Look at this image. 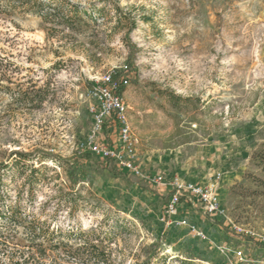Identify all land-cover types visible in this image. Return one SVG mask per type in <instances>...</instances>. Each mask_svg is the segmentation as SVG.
Instances as JSON below:
<instances>
[{
  "label": "rangeland",
  "instance_id": "rangeland-1",
  "mask_svg": "<svg viewBox=\"0 0 264 264\" xmlns=\"http://www.w3.org/2000/svg\"><path fill=\"white\" fill-rule=\"evenodd\" d=\"M44 2L47 22L34 12L0 10V162L9 163L0 172V264H74L58 243L70 250L93 234L111 238L91 239L111 264H137L158 243L165 264H182L190 240L212 255L210 263L196 264H229L233 257L221 245L241 246L251 259L262 256L258 243L232 234L222 218L184 207L189 219L206 225V240L166 223V192L114 162L107 166L114 165L118 177L92 165L89 182L72 189L63 167L43 152L68 158L84 149L93 126L90 88L131 61L121 95L143 175L176 174L206 184L220 171L218 195L227 216L244 229L264 231V186L252 175L264 176L249 161L264 140V0ZM113 2L135 19L128 34ZM117 129L109 133L113 142ZM13 150L33 158L9 156ZM145 184L158 195L141 189ZM15 206L53 231L52 239L35 242L42 255L35 244L28 248L27 221L12 224Z\"/></svg>",
  "mask_w": 264,
  "mask_h": 264
},
{
  "label": "built area",
  "instance_id": "built-area-1",
  "mask_svg": "<svg viewBox=\"0 0 264 264\" xmlns=\"http://www.w3.org/2000/svg\"><path fill=\"white\" fill-rule=\"evenodd\" d=\"M124 83L127 84V81H124ZM115 89L116 83L112 81L111 73L100 77L97 83L90 88L89 97L93 102H91L89 110L92 113L93 126L90 136L84 143H81V147L88 149L95 155L112 159L119 168L137 177L149 179L158 186L169 187L170 192L164 204L162 219H165L166 223L170 225L185 229L192 238L206 240L209 233L206 231V225L203 226L199 221L196 222L185 215L184 207L190 208L192 213L206 215L210 220H220L222 218L230 232L235 233L236 236L242 237L244 235L262 247V256L251 259L241 246H218L227 258H229V255L233 257V260L229 258V264H264V231L255 232L244 229L234 224L227 216L222 200L218 195V188L222 181L220 171L215 172L206 184L188 181L176 174L168 177L157 174L151 178L143 175V170L137 158L139 141L128 123V107L124 103L122 95L117 94ZM112 113L116 115L118 137L111 146L104 142L97 144L95 142L97 139L96 134L100 131L104 119Z\"/></svg>",
  "mask_w": 264,
  "mask_h": 264
},
{
  "label": "trees",
  "instance_id": "trees-1",
  "mask_svg": "<svg viewBox=\"0 0 264 264\" xmlns=\"http://www.w3.org/2000/svg\"><path fill=\"white\" fill-rule=\"evenodd\" d=\"M17 3H14L13 0H0V10H3L5 13H12L16 9L23 10L24 12H34L38 14L44 21H48V11H43V7L45 6V0H17ZM114 10L119 14V18L123 19L125 21V29L127 34L135 29L136 22L135 19L131 16V14L124 12L120 9L117 3L113 2ZM62 9L61 7L59 8ZM68 17L66 15H63L62 19H67ZM132 64L131 61H127L125 64V68H118L113 70V74L111 75L112 81L116 83V89L115 92L117 94H121L126 84L124 81H129V72L131 70ZM30 98V99H29ZM25 97L27 100H32V97ZM44 97H41L39 100L41 101ZM178 99L180 97H177ZM87 113L92 116V113L87 109ZM118 127V123L116 120V115L112 113L109 117L105 118L101 129L98 132L100 136H103V142H105L107 145L111 146L113 144V139H110L109 133L112 129H115ZM84 138H81V141L83 142ZM248 141L250 143H253V140L248 138ZM15 155L22 161H30L33 158L32 153L30 152H23L18 150H13L9 153V156ZM43 158H48L55 160L61 167H63L66 177L68 178L69 185L72 189H74L77 186H80L83 183H88L90 179V167L92 165H95L97 168H101L104 170H108V172L113 177L119 176V170L113 165L112 167H108V162H113L110 158H103L100 155H94L91 151L88 149H82L79 151L74 152L73 155H71L68 158H62L58 155H55L51 152H43ZM250 163L256 167L264 176V140L258 144H255V146L252 148L249 158ZM9 166L8 161H1L0 162V172L3 168H6ZM31 172L35 171V168H32L30 170ZM128 171L125 170V173ZM252 181L257 184L258 186H264V179L261 177H258L256 175H252ZM238 187H242L243 185H237ZM141 189L144 191L149 190L153 194H157L155 189L151 188L149 185H143L141 186ZM18 206H15L11 211V220L13 225H21L24 223V221H27L26 229L30 233V240L31 245H28V248L31 249V247L35 246L36 254L42 255V253H45V249L42 247L41 244L35 243L36 240H39L40 238L49 240L54 237L53 231H49L48 227L41 228V225L43 223H40L38 221L34 220H27V216L24 213L17 211ZM1 226V225H0ZM3 231L0 229V236H2ZM50 232V233H49ZM55 232V231H54ZM94 231H92L93 234ZM235 235V233L231 232ZM93 237L91 239L102 241L107 240L110 241L111 238H104L101 236H97L93 234ZM244 237V235L242 236ZM246 237V236H245ZM248 238V237H247ZM91 239H88L86 243H83V245H80L75 248H70V250H66L64 247V243H58L61 247L60 249L65 252V258L74 259L76 264H90L96 263V264H111V261L109 259V254L106 252L105 248L98 247L97 244L93 243ZM33 244V245H32ZM159 244V243H158ZM158 244H153V250L145 259H143L141 262L137 264H154L153 261H157L159 264H165L168 257L167 256H161L160 253L161 247ZM55 248L56 250H59V247ZM56 246V245H55ZM62 252V253H64ZM86 255L84 258L83 256ZM64 258V257H63ZM203 262V263H210L212 261V255L207 252L203 251L201 249V243L198 241L190 240L185 243L184 248V259H180V263L182 264H196L195 262ZM66 264H73L68 261H64ZM28 260L24 259L23 261H13L12 264H27ZM74 263V264H75ZM214 264V262H212ZM226 263V261H225ZM224 263V264H225Z\"/></svg>",
  "mask_w": 264,
  "mask_h": 264
},
{
  "label": "crops",
  "instance_id": "crops-1",
  "mask_svg": "<svg viewBox=\"0 0 264 264\" xmlns=\"http://www.w3.org/2000/svg\"><path fill=\"white\" fill-rule=\"evenodd\" d=\"M153 176V175H152ZM148 178H150V177H148ZM222 182V181H221ZM221 184V183H220ZM159 187H161V189H159V192H161L162 194H164L163 192H166V200H167V198H168V194H169V192H170V189H169V187H162V186H159ZM220 187H221V185L219 186V189H220ZM157 194H154V195H158V192H156ZM160 193V194H161Z\"/></svg>",
  "mask_w": 264,
  "mask_h": 264
}]
</instances>
